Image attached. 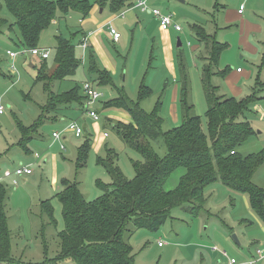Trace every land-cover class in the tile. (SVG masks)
Here are the masks:
<instances>
[{"label": "rangeland", "instance_id": "374dc122", "mask_svg": "<svg viewBox=\"0 0 264 264\" xmlns=\"http://www.w3.org/2000/svg\"><path fill=\"white\" fill-rule=\"evenodd\" d=\"M155 1L153 5L161 11L171 13L181 30L168 26L165 31L160 32L156 28L152 13L145 16L135 10L138 15H142L140 21L129 29L121 27L122 37L119 42L112 41L110 32L103 33L101 54L98 55L93 48L94 56L103 68L106 67V59L114 66L116 87L123 88L132 101L137 100L141 77L145 78L144 84L150 87L151 94L142 99L140 105L147 112L153 110L162 83L167 80L170 84L173 81L181 84L185 75L191 88V102L195 105V113L202 118V128L205 131L207 104L200 82V60L196 57L202 48L190 26H202L208 34H216L217 39L226 44L211 78L212 84L219 87L218 92L226 96H240L235 92L241 89V96H245L242 94L248 87L251 91L256 82L264 84V47L261 46V41L264 40V0ZM240 4L244 6L242 15L237 10ZM95 14L100 21L114 15L108 8L103 12L97 9ZM89 16L90 14L87 17ZM0 17L6 18L8 23L15 20L4 5L0 10ZM87 17L75 11L66 15L59 11L54 22H51L39 37L36 47L48 49L49 57L46 62L49 70L54 65L52 60L56 47L55 37L59 34L76 45L75 55L81 61L72 77L51 81L49 90L52 92L59 93L76 84L83 92L82 82L86 78H92L88 74L89 51L77 45L78 34L82 28L79 19ZM244 17L261 25L260 31L248 33L249 41L256 47L260 43L263 48L259 54L241 41ZM18 33L15 27L9 30L7 27L2 28L0 33V101L4 109L0 114V170L2 171L3 167L13 169L17 164H29L32 175L18 176L15 185L13 176L0 179V184L6 188L4 208L7 226L11 231V256L14 258L13 263L0 264H76L68 258L58 261L51 259L60 250L58 232L63 228L61 204L57 197L63 187L61 182L66 179L79 183L83 197L93 200L102 193L96 180L104 183L110 181L104 167L97 163L98 156H106L105 149L110 147L118 153L116 163L127 178L135 175L131 160H139L141 155L128 147L108 125V119L113 122L128 121L123 118L124 114L127 115L124 109L101 104L115 94L104 86L101 88L104 97L91 105L98 111V120L91 119L83 110H65L59 114L65 116L62 122L49 118L51 112L44 113V118L32 134V139L28 141V150L25 152L18 145L21 135L19 125H32L39 115L43 114L40 106L46 103L48 91L38 77L39 66L30 65L32 56L19 54L11 60L7 55V49L19 51L22 48ZM177 39L181 42L180 46ZM195 44L197 48L193 46ZM123 68L125 72L127 70L125 80L121 79L122 75L125 76L122 73ZM220 71L226 75L222 76ZM164 76L166 77L163 79ZM260 87L263 89L258 95L262 98L257 100V106L258 110H263L264 113V86ZM250 91L248 90L247 94ZM165 98L166 95H162V101ZM258 110L252 105L238 116L239 120H249L254 131L239 147L242 155L264 150V118ZM68 120L82 127L83 133L78 138L67 128ZM171 126L162 125V130ZM53 131L59 134V139L52 138ZM103 133H106V136H103ZM85 137L89 138V153L84 165L77 168V147ZM151 144L160 156L165 155L166 149L162 139ZM183 173L182 168L174 169L167 177L164 189H173ZM25 177L29 179L24 180ZM252 178L257 185L264 186V163ZM203 195L204 203L200 213L186 212L183 205L173 206L166 221L157 230L138 229L129 223L124 237L131 245L130 255L133 263L227 264L233 258L236 260L235 264H248L249 260L254 259L255 250L262 246L263 240L252 236L248 242L247 236L256 233V224L253 222L255 213L249 206L247 196L229 191L220 182L208 185ZM49 199L54 222L50 221L42 205V201ZM248 219H252V222L247 227L238 221ZM233 233L238 241L233 239ZM244 233L245 237L242 235ZM253 264H264V256L254 260Z\"/></svg>", "mask_w": 264, "mask_h": 264}, {"label": "trees", "instance_id": "16d2710c", "mask_svg": "<svg viewBox=\"0 0 264 264\" xmlns=\"http://www.w3.org/2000/svg\"><path fill=\"white\" fill-rule=\"evenodd\" d=\"M99 8H108L111 13H119L134 5V0H95ZM15 18L13 23L0 17L1 29L15 30L22 47H36L43 30L56 18V13L66 15L78 12L87 17L93 5L90 0H0L2 6ZM196 40L201 44L200 60L201 88L207 104L205 116L207 128H202V118L195 113V105L190 99V89L186 76L180 84L179 104L181 122L177 126L162 130L160 116L161 102L155 101L153 110L145 111L140 101L151 94L144 84L139 86L136 101L128 98L122 89L118 97L107 100L103 106L124 109L130 117L128 122L108 119V125L116 135L132 150L140 153L141 159L131 160L135 170L132 178L124 176L116 163L118 153L113 148L105 149V157H97V163L104 167L109 183L96 180L102 193L93 200L83 197L79 183L64 179L62 189L57 193L61 204L63 228L58 232L60 250L53 260L72 259L76 264H134L130 255L131 245L124 233L128 224L136 228L157 230L170 214L173 206L183 205L186 212L200 213L204 203V189L220 181L229 190L247 195L249 206L264 223V186L257 185L252 176L264 163V150L242 155L239 147L254 133L250 121L239 120L246 109L260 100L263 84L255 87L243 98L219 94L212 84L213 69L219 55L226 47L215 34H208L202 26H190ZM55 68L47 72L45 57L40 59V80L48 91L46 103L40 108L43 114L32 125L20 124L18 145L27 152V143L44 118H49L70 105L83 107L85 99L79 85L59 93L49 90L51 81L72 77L81 61L75 55V44L61 34L55 37ZM88 74L101 85L111 84L109 72L97 64L93 50L88 47ZM264 62V56H263ZM221 72V71H220ZM221 75H226L221 72ZM92 80L91 78H89ZM260 87V88H259ZM106 125V126H108ZM163 140L166 153L160 156L153 150L152 142ZM89 138L77 147V168L84 165L88 156ZM233 151V152H232ZM177 168L184 169L179 183L171 190L164 189L170 173ZM6 188L0 184V263H13L11 256V231L5 215ZM50 221L54 222L50 199L42 201ZM50 259V260H51Z\"/></svg>", "mask_w": 264, "mask_h": 264}, {"label": "crops", "instance_id": "0c3cea01", "mask_svg": "<svg viewBox=\"0 0 264 264\" xmlns=\"http://www.w3.org/2000/svg\"><path fill=\"white\" fill-rule=\"evenodd\" d=\"M95 1V0H94ZM94 1H93V5H92V7H91V9H90V11H89V14H90V16L89 17H87V18H85V19H83L82 20V18L81 19H79V21L80 22H82V28L80 29L81 31H80V33L78 34V42H77V45H80L82 42H84L85 43V45H86V47L85 48H88V47H90L91 49H93V48H95L96 49V51L98 52V55H100L101 54V37H102V34L103 33H105V32H110V29H109V26H112L114 29H116L119 33H120V37H119V39H118V41L117 42H119L120 41V39H121V37H122V33L120 32L121 30H120V28L121 27H123L124 29H129V27H131L132 25L134 26V24L136 23V22H139L140 21V18L142 17V15H138V13H142V14H145V16H147L148 14H150L151 12H148V11H143V10H141V8L139 7V6H136L135 5V3H136V1L137 0H134V5H132V6H130V7H128V8H125V9H123L122 11H120L119 13H113L114 15L113 16H111V17H106L105 19H103V20H101L100 21V19H97V16H96V10L98 9L99 10V12H103L104 11V9H102V8H99V6L95 3L94 4ZM154 2H156L155 0H146V5H147V7L150 9V8H152V7H156L155 5H153L154 4ZM243 4V3H242ZM242 4H240L239 6H238V8H237V10H238V13L240 14V15H242V13H243V10L240 12L239 11V8H240V6H242ZM94 7V8H93ZM244 7V6H243ZM243 7H242V9H243ZM158 8V7H157ZM101 9V10H100ZM159 9V8H158ZM135 10H137V12L138 13H136L135 12ZM160 10V9H159ZM161 12H164V13H166L165 11H161ZM168 13V12H167ZM88 14V15H89ZM151 16H152V18L156 21V28H157V30L158 31H160V32H163V31H165V30H163L162 28H160V26H159V22H157L158 21V19L153 15V13L151 14ZM243 17V16H242ZM157 20H156V19ZM240 18V17H239ZM144 19V18H143ZM146 19H147V17H146ZM146 19H144V20H146ZM242 19V18H241ZM52 22H54V20H52ZM174 23H176V21H175V19H174ZM195 25V24H194ZM242 25H243V27H242V37H241V41H244L245 43H246V46L250 49V50H253V51H257V54H259V52L261 51H263L262 49L263 48H261V46L262 47H264V40H262L261 41V46H260V43H258V46L256 47L255 45H253L250 41H249V36H248V33H249V31H251V32H254V30H258V31H260L261 30V25H259V23L257 24V23H253V22H251V21H249L248 19H247V17H244V21L242 22ZM172 26V25H171ZM109 35L110 36H112V34L111 33H109ZM245 35V37L243 38V36ZM104 36V35H103ZM215 37H216V39H217V36H216V34H215ZM112 38V41H114L113 40V37H111ZM218 40V39H217ZM219 41V40H218ZM260 41V40H259ZM198 42V41H197ZM220 42H222V43H224L223 41H220ZM199 43V42H198ZM197 43V44H198ZM197 44H195V45H193V46H195V48H197ZM200 44V43H199ZM226 45V44H225ZM200 46H201V44H200ZM261 49V50H259V48ZM201 48H202V46H201ZM43 49H45V48H43ZM47 49V48H46ZM225 49V48H224ZM223 49V50H224ZM257 49V50H256ZM7 50H9V49H7ZM6 53H7V51H6ZM222 53V52H221ZM201 54V53H200ZM263 56H264V52H263V54H262ZM102 56V55H101ZM95 59L97 60V64L99 65V67H101V68H103L102 67V65H101V63L99 64V62H98V59L95 57ZM104 61V60H103ZM30 65L31 66H34V65H37V66H41V64H42V62H41V60L39 59V58H36V57H31L30 58ZM263 63V62H262ZM104 64H105V68H103V69H105V70H107L108 72H109V75L111 76V80H112V85L111 84H106V85H101L99 82H98V80H95V79H93V78H91L92 79V81L94 82V84H95V86L96 87H98V89H100L101 90V88H102V86H104V87H108L109 89H107V90H109V91H111V93L112 92H115V94H113L112 96H110L109 98H108V100L109 99H112V98H115V97H118V94H119V88H117L116 87V81H117V79H115V76H116V69L114 68V66H111V64H109V62H108V60L106 59V62L104 61ZM54 68H55V64L52 66V68H51V70H49L48 68H47V72H49V73H51L53 70H54ZM124 70H123V72L122 73H124L125 74V76L123 77V75H122V77H121V79L122 78H124L123 80H125V78H127V70H126V72H125V68H123ZM236 71H238V68H237V70ZM222 76H224V75H222ZM166 76H164L163 77V79L165 78ZM143 77H141V80H140V84H139V86L141 85V84H144V79L145 78H143ZM260 84H263V83H260ZM145 85V84H144ZM122 86H123V84H122ZM145 86H147V85H145ZM263 86H264V84H263ZM148 87V86H147ZM217 87V86H216ZM148 88H150V87H148ZM217 88H219V87H217ZM138 89H139V87H138ZM180 84H178V82H172L171 84L169 83V81L167 82V80H166V82L165 83H162L161 84V87H160V91L158 92V94H157V99L156 100H160V102H161V109H160V116H161V118L163 119V123H162V125H166V126H169V125H172L171 127H173V126H177V125H179L180 124V122H181V119H180V104H179V94H180ZM251 89H252V87H251ZM122 90H123V92H125L126 93V91L122 88ZM219 90V89H218ZM248 90L250 91V88L248 87L245 91H244V93L242 94V95H247V92H248ZM101 91H103V90H101ZM139 91V90H138ZM103 93H104V91H103ZM235 93H239L238 95H240V96H233V97H235V98H237V99H239V98H243V97H245V96H241V89H240V91L239 90H237ZM83 95H84V91H83V93H82ZM219 94H222V93H219ZM127 95V94H126ZM162 95H166V98L162 101ZM222 95H225V94H222ZM226 96V95H225ZM231 96V95H230ZM103 97H104V95H103ZM129 98V97H128ZM102 99V98H101ZM85 100V99H84ZM84 100H83V103L82 104H84ZM155 100V101H156ZM100 101V100H99ZM98 102V101H97ZM104 102H107V101H103V102H101V104L103 105V103ZM254 106H255V109L256 110H258V106H257V102L255 103V104H253ZM83 106V105H82ZM68 109H72V110H83V107H80V106H76V105H70V106H68L67 108H63L62 110H59L58 112H57V114H55L56 116H55V118H53L54 120H60L61 122H62V120H64L65 119V116H60L61 114H62V112H64L65 110L67 111ZM259 111V110H258ZM260 113V115L264 118V113H263V110H260L259 111ZM60 114V115H59ZM124 113H122V115H123ZM59 115V116H58ZM128 115V114H127ZM126 114H124L123 115V118H124V120H127V121H129L130 119H129V116H127ZM68 122H69V120H68ZM170 127V128H171ZM166 130H169V129H166ZM166 130H164V131H166ZM54 132V131H53ZM51 136H52V133H51ZM53 138V137H52ZM55 139V138H54ZM17 165H23V164H17ZM17 165L16 166H14V168L15 167H17ZM24 165H27V166H29V164H24ZM4 169H9L8 167H3L2 168V171L0 170V175L2 174V172L4 171ZM30 175H32V173L30 174ZM30 175H28V176H30ZM27 179H29V177H25L24 178V180H27ZM217 182H220V181H217ZM221 183V182H220ZM215 184H216V182H215ZM222 184V183H221ZM223 185V184H222ZM224 186V185H223ZM227 188V187H226ZM228 189V188H227ZM229 191H231V190H229ZM231 192H236V191H231ZM238 193V192H237ZM241 194H243V193H241ZM247 196V195H246ZM248 198V197H247ZM232 204V203H231ZM253 211V210H252ZM254 220H253V222H255V224H256V233H251V234H249L248 236H247V239H248V242H249V240H250V238L252 237V236H258L259 238H261L263 241H262V245H264V223L263 222H261V220L257 217V215L255 214V216H254V218H253ZM251 220V221H250ZM248 219V220H238V221H240L239 223L241 224V225H245L246 227L248 226V225H250L251 224V222H252V219ZM243 235V237H245V233L244 234H242Z\"/></svg>", "mask_w": 264, "mask_h": 264}, {"label": "built area", "instance_id": "2783aa9c", "mask_svg": "<svg viewBox=\"0 0 264 264\" xmlns=\"http://www.w3.org/2000/svg\"><path fill=\"white\" fill-rule=\"evenodd\" d=\"M135 5L139 6L141 10L143 11H148V12L153 13V15L158 19L160 28H162L163 30H166V28H168V26H171V25L175 27L176 30L178 31L181 30V27H179L177 23H174V19L171 13L161 12V10H159L157 7H152L149 9L146 5V0H137ZM242 7L243 6H240L239 8L240 12L242 11ZM109 29H110V33L112 34L113 40L117 41L120 37V33L116 29H114L112 26H109ZM80 45L84 48L86 47L84 42H82ZM19 54L29 55V56L36 57L39 59H44L45 57L49 55V51L46 48L43 49L39 47H29V48L22 47L19 51L7 50V55L9 56L11 60H14V58ZM82 91H84V95H85L83 111H85L91 119L98 120V111L95 108H93L91 105L99 101L103 97L104 95L103 91L98 89V87L95 86L94 82L90 80L89 78H86L82 82ZM3 110L4 109L0 101V114ZM67 128L72 132V135L76 138H78L83 133L82 127L78 123L73 122V121H69ZM103 136H106V133H103ZM52 137L55 139H59V134L56 131H54L52 132ZM61 148H63L62 145H61ZM31 173H32V169H30L29 166L17 165V167L13 169H4V171L0 175V179H2L3 177L13 176L14 177L13 184L15 185L17 183L18 176L30 175ZM160 244L161 243H159V245ZM223 253L225 254L224 251ZM255 254H256V257L254 259L249 260L248 264H251V263L253 264L254 260L259 259L260 257L264 256V245H262L260 248H257L255 250ZM235 263H236V260L231 258L227 264H235Z\"/></svg>", "mask_w": 264, "mask_h": 264}, {"label": "water", "instance_id": "95a60500", "mask_svg": "<svg viewBox=\"0 0 264 264\" xmlns=\"http://www.w3.org/2000/svg\"><path fill=\"white\" fill-rule=\"evenodd\" d=\"M177 42H178V46H180L181 45V42H179V39H177ZM232 237H233V239H236L238 241V239L236 238V235L234 233H233Z\"/></svg>", "mask_w": 264, "mask_h": 264}]
</instances>
